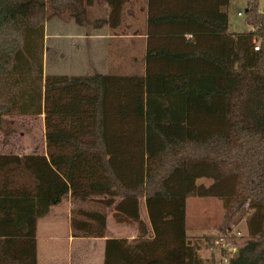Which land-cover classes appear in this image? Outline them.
Here are the masks:
<instances>
[{
    "label": "trees",
    "instance_id": "1",
    "mask_svg": "<svg viewBox=\"0 0 264 264\" xmlns=\"http://www.w3.org/2000/svg\"><path fill=\"white\" fill-rule=\"evenodd\" d=\"M108 1L114 22L123 0ZM149 1L144 73L122 76L43 75L48 6L86 30L102 24L78 0H0V131L8 114H43L46 145L0 154V264H41L37 219L68 193L137 224L134 240H106L103 264H211L218 253L210 245L207 263L187 235L188 197L221 202L219 234L244 221L228 264H264V12L247 0L249 29L231 32L229 0ZM131 128L145 158L124 173L113 160L132 150ZM70 227L103 237L105 213L75 207Z\"/></svg>",
    "mask_w": 264,
    "mask_h": 264
},
{
    "label": "rangeland",
    "instance_id": "2",
    "mask_svg": "<svg viewBox=\"0 0 264 264\" xmlns=\"http://www.w3.org/2000/svg\"><path fill=\"white\" fill-rule=\"evenodd\" d=\"M143 1L129 0L124 10L121 11L119 24L113 29H107L111 36L109 39L93 38L91 41H84L78 38L77 35H70L79 33L81 29L74 25L68 10L53 15V10L48 6L47 14L49 18L45 22L43 41V75L55 73V71L71 72L70 74L79 71L80 73H85V71L88 72L91 69V65L94 68L106 69V66L110 67V64L114 63L116 53L131 49L134 53L133 65L127 71L119 72V75L142 76L144 73L146 20L145 10L143 12L138 7ZM246 2L247 0H229V5L226 9L229 31L238 32L249 29L244 15ZM257 6L259 12H264V0H257ZM103 11L92 7L91 10H88L89 18H102L104 16L102 14ZM126 29L134 32L132 42H128V38L125 37V34H127ZM47 36L50 38L48 42H46ZM123 60L124 58L121 60L116 59V64H121ZM43 121L42 115H20L16 113L6 115L0 131V152L21 155L32 152L45 153V128ZM133 128L135 129V127ZM129 135L132 137V150L125 156L117 157L113 160L118 170L124 173L140 170L143 167L145 158L143 154V138L140 131H135L131 128ZM197 182L209 183L203 178L198 179ZM140 205L141 220L146 225H149L147 221L148 206L143 204L142 201ZM77 208L103 211L105 216L107 215L109 228L118 225L121 228L124 227L123 229L126 232L134 230V228L137 229L136 222H117L113 216L114 211L103 206L100 199L95 198L83 202L79 206L77 205ZM223 214L221 202L216 198L188 197L186 199L185 224L187 235L191 241L195 239L201 241L199 254L207 263H210L211 254L209 243L219 234L217 226L222 221ZM235 229L240 230L244 234V221L239 222ZM240 242L242 241L240 240Z\"/></svg>",
    "mask_w": 264,
    "mask_h": 264
},
{
    "label": "crops",
    "instance_id": "3",
    "mask_svg": "<svg viewBox=\"0 0 264 264\" xmlns=\"http://www.w3.org/2000/svg\"><path fill=\"white\" fill-rule=\"evenodd\" d=\"M60 1V0H56ZM134 1V0H133ZM157 2L158 0H152V2ZM129 0H123L122 9L124 10L125 6ZM78 3L81 4L83 8L86 10H91L92 7L99 8L104 10L102 18L90 19V15H88L86 19L90 24L94 22H101V26L99 27H89V29H85L83 26L76 25L74 20L72 19L74 25L80 27L81 31L76 34L78 38L83 39L84 41H91L93 38L100 39H109L111 36L108 33L107 29L115 28L120 22V16L111 22L109 18L110 5L108 0H78ZM149 0H144L143 3L138 7L139 10L144 12L145 10V20H146V31H145V39H144V53L146 50V42H147V18H148V7ZM121 14V12H120ZM113 23V25H111ZM46 26V25H45ZM107 31H106V30ZM127 34L125 37L128 38V42L133 41V30H127ZM114 35V34H112ZM98 36V37H95ZM123 36V35H119ZM49 37L47 36L46 42L49 41ZM89 39V40H86ZM126 40V39H125ZM106 41V40H103ZM48 48V47H47ZM127 48V47H126ZM145 55V54H144ZM63 58V57H61ZM114 63H111L110 67L106 66V69H98L94 68L91 65V69L85 73L73 72L70 74L69 72H57L51 74H67V75H87L94 71L107 74V73H116L127 71L128 68H131L134 61V53L131 49H125L116 53L114 57ZM121 64H116V59H123ZM33 115V116H40ZM44 122V121H43ZM33 153V152H32ZM40 153V152H34ZM0 154H8L4 152H0ZM21 155V154H17ZM83 202H73L70 199L69 193L62 198V200L49 208L48 213L37 219L36 222V255L37 262L41 264H56V263H66V264H103V254H104V246L106 240L109 239H125L128 241H132L137 238V229L126 232L125 229L115 225L114 227H108L107 215H106V228L103 237H77L73 236L70 227V215L73 207H77ZM74 204V206H73ZM109 210V209H108Z\"/></svg>",
    "mask_w": 264,
    "mask_h": 264
},
{
    "label": "built area",
    "instance_id": "4",
    "mask_svg": "<svg viewBox=\"0 0 264 264\" xmlns=\"http://www.w3.org/2000/svg\"><path fill=\"white\" fill-rule=\"evenodd\" d=\"M254 49L256 50L258 47L254 46ZM241 235L240 230L232 228L213 238L209 244L218 254L211 264H228L238 246L241 244Z\"/></svg>",
    "mask_w": 264,
    "mask_h": 264
},
{
    "label": "water",
    "instance_id": "5",
    "mask_svg": "<svg viewBox=\"0 0 264 264\" xmlns=\"http://www.w3.org/2000/svg\"><path fill=\"white\" fill-rule=\"evenodd\" d=\"M244 203V199H241L240 202L238 203V206H241V204Z\"/></svg>",
    "mask_w": 264,
    "mask_h": 264
}]
</instances>
